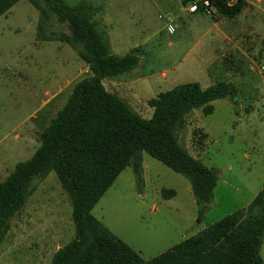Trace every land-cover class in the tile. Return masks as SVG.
Masks as SVG:
<instances>
[{
  "label": "rangeland",
  "instance_id": "obj_1",
  "mask_svg": "<svg viewBox=\"0 0 264 264\" xmlns=\"http://www.w3.org/2000/svg\"><path fill=\"white\" fill-rule=\"evenodd\" d=\"M88 1L102 6L98 27L114 53L140 49L135 69L103 83L143 117L153 115L149 99L180 83L226 80L238 87L235 97L214 100L210 114L193 109L178 130L181 144L218 170L214 199L203 214L189 178L147 151L143 183L128 166L94 206L93 214L147 260L246 205L264 185V0L215 19L184 13L176 0ZM39 19L29 0L0 16V181L32 156L74 84L91 74L68 43L36 39ZM46 31L68 28L53 17ZM34 186L0 242V264H52L55 251L75 235L56 172L36 178ZM261 255L264 260V243Z\"/></svg>",
  "mask_w": 264,
  "mask_h": 264
},
{
  "label": "trees",
  "instance_id": "obj_2",
  "mask_svg": "<svg viewBox=\"0 0 264 264\" xmlns=\"http://www.w3.org/2000/svg\"><path fill=\"white\" fill-rule=\"evenodd\" d=\"M18 1L0 0V16ZM29 1L40 12L36 39L68 43L91 74L74 84L64 106L41 132L32 156L18 161L0 181V242L33 193L34 180L55 171L72 206L75 235L55 251L52 264H264V185L246 206L147 260L92 212L126 167L131 166L143 183L142 152L147 151L189 178L203 214L214 199L218 170L194 157L181 144L178 130L193 109L210 114L214 100L235 97L238 87L226 80L207 87L197 81L180 83L149 99L154 112L145 118L103 83L105 78L135 69L141 56L138 47L122 55L112 51L98 27L102 6L88 0L77 4ZM248 3L214 0L217 12L212 17H234ZM53 17L66 24L68 31L57 35L46 31ZM162 193L172 197L174 190L163 189Z\"/></svg>",
  "mask_w": 264,
  "mask_h": 264
},
{
  "label": "built area",
  "instance_id": "obj_3",
  "mask_svg": "<svg viewBox=\"0 0 264 264\" xmlns=\"http://www.w3.org/2000/svg\"><path fill=\"white\" fill-rule=\"evenodd\" d=\"M214 0H193L188 3V10L190 12L202 11L211 17L217 12L216 7L213 5Z\"/></svg>",
  "mask_w": 264,
  "mask_h": 264
},
{
  "label": "crops",
  "instance_id": "obj_4",
  "mask_svg": "<svg viewBox=\"0 0 264 264\" xmlns=\"http://www.w3.org/2000/svg\"><path fill=\"white\" fill-rule=\"evenodd\" d=\"M150 1H152V2H154V4L155 3H157L156 1H154V0H150ZM177 1V3L178 2H180L182 5V12H184V13H189V14H195V13H201V14H205V13H203L202 11H198V12H190L189 10H188V4H184V2L183 1H185V0H176ZM247 7V6H246ZM213 18V17H212ZM169 27L172 29V30H174V27L172 26V25H169ZM141 56V55H140ZM140 61H141V59H140ZM211 85V84H210ZM203 86V85H202ZM209 86V85H208ZM204 87H207V86H204ZM253 197H255V196H253ZM253 197L250 199V200H248L247 201V203H246V205L248 204V203H250V201L253 199ZM246 205H244V206H246ZM244 206H242V207H244ZM183 239V238H182ZM181 239V240H182ZM172 247V246H171ZM138 251V250H137ZM140 252V251H139ZM141 253V252H140Z\"/></svg>",
  "mask_w": 264,
  "mask_h": 264
}]
</instances>
